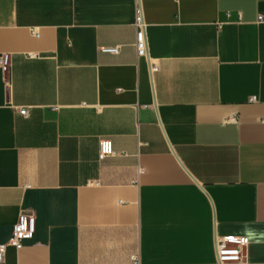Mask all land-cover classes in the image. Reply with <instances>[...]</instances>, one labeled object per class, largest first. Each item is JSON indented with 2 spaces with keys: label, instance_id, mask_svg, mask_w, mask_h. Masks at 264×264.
<instances>
[{
  "label": "crops",
  "instance_id": "1",
  "mask_svg": "<svg viewBox=\"0 0 264 264\" xmlns=\"http://www.w3.org/2000/svg\"><path fill=\"white\" fill-rule=\"evenodd\" d=\"M2 54L1 264H264V0H0Z\"/></svg>",
  "mask_w": 264,
  "mask_h": 264
},
{
  "label": "built area",
  "instance_id": "2",
  "mask_svg": "<svg viewBox=\"0 0 264 264\" xmlns=\"http://www.w3.org/2000/svg\"><path fill=\"white\" fill-rule=\"evenodd\" d=\"M261 17L259 18V20ZM134 28H135V40L134 48L137 56L146 55L147 45L144 34L145 24L142 19V15L139 9V6L136 2L135 5V17H134ZM103 51L116 54L118 48L114 47H105L102 48ZM8 64V54H2L0 56V67L5 69ZM156 66L152 67V70L155 71ZM251 100H255L253 96ZM19 114L26 116V108L19 110ZM101 153H105V146L102 144L100 146ZM35 229V219L33 214L23 212L18 215V218L13 225L12 233L9 239L0 243V264L4 257V252L7 246H12L16 249L22 246L24 240L30 239L34 233ZM248 244V238L241 235H225L216 238L215 241V251H216V264H249L244 257V248ZM131 264H138L134 259Z\"/></svg>",
  "mask_w": 264,
  "mask_h": 264
}]
</instances>
